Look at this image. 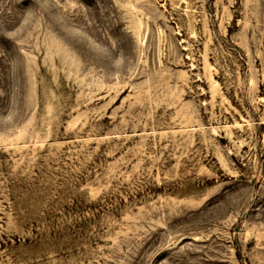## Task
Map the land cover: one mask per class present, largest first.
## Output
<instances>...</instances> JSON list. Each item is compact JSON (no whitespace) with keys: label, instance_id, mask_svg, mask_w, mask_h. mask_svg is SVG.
Returning a JSON list of instances; mask_svg holds the SVG:
<instances>
[{"label":"rangeland","instance_id":"374dc122","mask_svg":"<svg viewBox=\"0 0 264 264\" xmlns=\"http://www.w3.org/2000/svg\"><path fill=\"white\" fill-rule=\"evenodd\" d=\"M263 238L264 0H0V264H264Z\"/></svg>","mask_w":264,"mask_h":264},{"label":"bare ground","instance_id":"6f19581e","mask_svg":"<svg viewBox=\"0 0 264 264\" xmlns=\"http://www.w3.org/2000/svg\"><path fill=\"white\" fill-rule=\"evenodd\" d=\"M157 15H158V14H157ZM159 15H160V14H159ZM160 17H161V16H160ZM164 19H165V18H164ZM164 22H165V21H164ZM137 24H138V23H137ZM137 26H138V25H137ZM137 30H138V28H137ZM177 33H178V32H177ZM206 47H207V46H206ZM176 50H177V49H176ZM213 87H214V86H213ZM214 89H215L214 91H216V88H214ZM211 91H213V89H212ZM214 91L212 92V95L214 94ZM188 94H189V93H188ZM182 113L184 114V112H182ZM190 113L192 114V112H190ZM190 113L188 112V116H189V115L191 116ZM183 114H182V115H183ZM186 115H187V111H186L185 117H187ZM190 116H189V122H190V119H191ZM185 119H186V118H185ZM185 119H184V120H185ZM187 119H188V118H187ZM191 120H192V119H191ZM186 121H187V123H188V120H186ZM191 122H192V121H191ZM185 123H186V122H185ZM183 124H184V123H183ZM245 203H246V202H245ZM254 234H255V233H254ZM258 234H259V233H258ZM256 235H257V233H256ZM259 235H260V234H259ZM255 237H256V236H255ZM258 238H259V237H258ZM258 238H257V239H258ZM260 238H261V237H260ZM263 239H264V238H263Z\"/></svg>","mask_w":264,"mask_h":264}]
</instances>
